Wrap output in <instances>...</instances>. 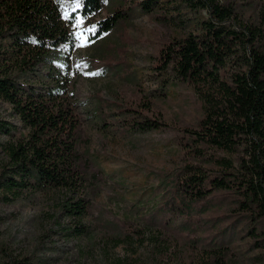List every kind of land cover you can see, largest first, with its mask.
<instances>
[{"label":"rangeland","instance_id":"374dc122","mask_svg":"<svg viewBox=\"0 0 264 264\" xmlns=\"http://www.w3.org/2000/svg\"><path fill=\"white\" fill-rule=\"evenodd\" d=\"M70 1L57 0L63 10ZM141 1L108 0L99 17L122 4L127 21L69 55L86 183L75 193L29 191L13 201L0 191V264L26 257L34 264H264V249H251L255 239L246 232L233 236L228 227L230 194L197 202L190 213L168 210L164 186L174 184L186 162H203L187 152L175 128L197 121L208 89L183 83L172 68L160 70L154 61L168 37L198 33L199 18L207 13L195 11L193 0H155L156 10L146 14ZM220 2L233 3L245 23L257 24L264 9V0ZM234 70L228 64L223 76ZM138 102L159 113L166 127L143 132L123 122L129 119L126 106ZM0 118L22 129L1 99ZM9 139L0 136V171L9 160L2 147ZM68 198L87 199V213L68 216L62 209ZM79 224L86 233H75ZM221 247H229V254Z\"/></svg>","mask_w":264,"mask_h":264},{"label":"trees","instance_id":"16d2710c","mask_svg":"<svg viewBox=\"0 0 264 264\" xmlns=\"http://www.w3.org/2000/svg\"><path fill=\"white\" fill-rule=\"evenodd\" d=\"M107 1L71 0L63 10L57 0H0V99L22 123L16 131L14 123L0 118V136L10 138L2 144L9 160L0 171V191L8 201L29 191L75 193L86 183L69 55L127 21L122 4L100 18ZM137 4L146 14L156 10L155 0ZM192 7L207 13L199 18V32L168 37L154 66L172 68L196 89L207 87L197 121L175 128L187 152L203 162H186L174 184L164 186L170 195L166 204L168 210L190 213L197 202L230 194L233 236L246 232L255 239L252 250L264 249V9L255 24L240 21L231 2L193 0ZM228 64L235 70L225 78ZM126 107L129 119L123 122L131 121L126 123L137 130L166 127L146 104ZM62 207L68 216L81 218L88 201L68 198ZM83 227L76 226L75 233H86ZM221 249L229 254V247ZM9 263L34 264L29 257Z\"/></svg>","mask_w":264,"mask_h":264},{"label":"snow or ice","instance_id":"6c2138e0","mask_svg":"<svg viewBox=\"0 0 264 264\" xmlns=\"http://www.w3.org/2000/svg\"><path fill=\"white\" fill-rule=\"evenodd\" d=\"M77 7H79V4H77Z\"/></svg>","mask_w":264,"mask_h":264}]
</instances>
